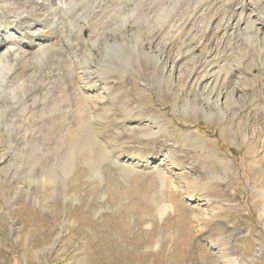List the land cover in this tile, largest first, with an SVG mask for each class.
<instances>
[{
	"label": "rangeland",
	"instance_id": "374dc122",
	"mask_svg": "<svg viewBox=\"0 0 264 264\" xmlns=\"http://www.w3.org/2000/svg\"><path fill=\"white\" fill-rule=\"evenodd\" d=\"M209 5V0L198 1L195 18L206 13ZM109 7L115 9V3ZM223 13L220 8L215 16ZM93 22L92 17L81 21L84 42L78 56L90 54L89 65L96 66L104 78L117 79L114 86L119 88L113 92L121 99H126L120 88L124 81L136 99L142 98L131 112L136 119L125 118L127 114L118 108L107 116L116 115L121 118L119 125L130 124L128 128L136 131L118 144L115 136L123 127L108 123L104 131L111 138L97 150L100 159L92 156L91 169L72 151L69 135L76 134L75 127L70 130L56 118L50 128L41 126L46 114L38 112L35 88L16 95L15 107L0 124V264H264V66L260 59H250L252 47L238 59L235 45L227 44L229 26L222 24L214 31L221 42L211 49L209 34L199 35L194 54L205 59L195 64L188 48L180 45L183 32L169 35L174 46L169 53L167 45V56L180 54L169 84L155 73L148 78L138 63H128L130 58H146L142 51L146 29L124 31L111 23L110 28L91 30ZM49 31L61 36L64 50L75 42L74 30L63 23ZM103 35L110 36L111 42L103 43ZM56 55L42 52L32 60L43 65L41 76L34 74L33 82L44 78L53 85L46 96L51 102V91L68 89L64 69L55 71L49 64ZM221 55L214 64L213 59ZM143 64L148 67L145 60ZM209 65L215 75L204 78L202 71ZM237 65L247 67L245 76L253 82L235 93L234 103L225 102L230 80L236 82ZM192 67L185 85L184 72ZM12 77L8 73L1 85L0 97L6 101L19 92L20 83ZM217 95L225 104L220 116L206 101ZM207 110L212 113L206 115ZM153 114L165 121L168 138L149 139L155 140L151 147L168 140L174 155L185 159L187 168H195L186 184L177 180L179 170L166 165L161 154L149 160L146 169L137 165V158L121 154L122 149L126 153L145 144L148 139L135 122ZM53 130L61 136L56 151L39 158L38 166L22 168L30 161L26 156L35 141L52 149ZM156 167L165 171L158 173ZM43 177L54 178L55 187L40 188Z\"/></svg>",
	"mask_w": 264,
	"mask_h": 264
},
{
	"label": "bare ground",
	"instance_id": "6f19581e",
	"mask_svg": "<svg viewBox=\"0 0 264 264\" xmlns=\"http://www.w3.org/2000/svg\"><path fill=\"white\" fill-rule=\"evenodd\" d=\"M136 1L0 0V90L8 73L13 76L12 81L20 83L17 89L19 92L11 93L12 99L6 101L8 98L4 100L0 97V124L3 123L5 114L15 107L12 100L16 99V95L23 94L24 89L29 87L35 88L38 112L41 115L46 114L45 121H41L43 123L41 126L50 128L52 121H55L56 118L58 124H65L70 130L71 127H75L73 132L76 134L69 135V142L73 145L72 151L76 152L79 158H83L91 169L94 168L95 157L100 159L97 150L102 148V143L107 144L111 138L107 135L108 132L105 133L104 131V127L108 123H113L116 127H123L124 131L117 132L115 136L118 144L123 143L122 139L128 136L127 134L136 131V128H128L132 126L130 124L121 122L123 124L119 125L118 121L121 118H117L116 115H112L111 119L107 116L115 108H118L123 109V112L127 114L125 118L136 119L131 116V112L138 109L137 101L142 98L137 97L136 99L132 93L133 90L128 89V84L124 81V84L120 83L122 85L120 88H124L123 93L126 99H121L118 92H113L114 89L119 88V85L114 86V83L118 82L117 79H106L101 76V72L96 70V66L89 65L88 56L90 54L83 53L82 57L78 56L77 49L82 50L84 42L82 31L85 27L81 21L85 18H93L91 30L110 28L111 23L113 27L124 31L146 29L148 31L147 40L142 48L146 58L143 60L130 58L128 63L129 65L138 63L148 78L155 73L160 81L169 82V84L172 83L180 54H177V58L173 57L172 59L167 56V45L170 46L169 53H172V46H174L170 44L168 36L173 38L179 32L184 34L180 45L188 48L187 52L196 64L204 58V56L199 57L194 54V48L201 41L199 35L209 34V36L207 35V43L210 46L208 48L211 49V46L213 47L216 42L219 40L221 42V38L215 36L214 31L222 24H226L229 26L227 44L233 43L232 45H235L237 52L240 53L238 59L245 57L244 53L249 47H252L250 59L256 60L258 58L264 66V0H209L210 5L206 13L201 12L202 14L197 18H195L194 10L200 0H139L138 5L141 7L137 6ZM125 2L131 3V6H127ZM113 3H115V9L109 7ZM220 8L225 10V14L216 17L215 13ZM130 21L131 24H129ZM58 23L67 25L68 30H74L75 42L66 44L65 50L59 40L61 36L49 31ZM61 34L63 35L64 31ZM230 36L234 37L233 41L230 40ZM102 40L103 43H110L111 37L103 35ZM253 51L257 54H253ZM42 52H49L54 55L57 53L56 59H53L49 64L55 66V71L58 67H62L68 82V89L59 90V92L51 91L53 102L46 98L50 90L53 89V85L44 78L41 81L33 82L34 74L41 76L43 65H37L38 63L35 65L32 60H36ZM222 57L223 55L218 56L212 62L218 63ZM144 60L148 67H144ZM28 62L31 63L28 64ZM246 68L236 66V82L230 80L225 102L234 103L235 93L252 84L253 81L245 76ZM193 70L194 67L184 72L185 85L187 80L191 78ZM220 70L225 69L221 68ZM11 71L12 74H10ZM202 72L204 78L215 75L210 65L205 67ZM55 77L56 75L53 76V78ZM220 99L218 95L213 100L206 98V101L213 105L214 113L217 116L224 114L223 105L225 104H222L224 102H221ZM46 102L47 104H45ZM149 111L152 110L147 109V112ZM204 113L210 115L212 112L207 110ZM143 119L145 120L135 122V126L139 127L138 132L142 134V137H146L148 140L141 147H132L131 150L128 148L126 153L122 149L121 154H126L131 159L137 158V165H140L141 169L148 168L149 160L151 161L161 154L163 159L167 161L166 165L179 170L180 174L177 176V180L181 183H188V180L191 179L189 171H193L195 168H187L185 159L174 155L172 148L167 144L168 140L166 143L161 140L156 149L151 147L155 144V140L149 139L168 138L166 137L165 121L155 114L151 117L145 116ZM140 123L143 124L138 125ZM92 127L97 130V136L94 135ZM37 138L41 141L42 135L38 133ZM60 138L61 136H58L53 130L51 150L44 143L38 145L34 140L35 143L29 146L26 156V159L30 161L21 165L22 168L27 165L38 166L39 158L56 151ZM93 155L94 158H92ZM119 168L121 170L124 168L121 163ZM155 169L158 173L165 171H162V167ZM39 186L40 188L52 189L55 187V180L52 177H43ZM175 221H177V217L174 218V223Z\"/></svg>",
	"mask_w": 264,
	"mask_h": 264
}]
</instances>
